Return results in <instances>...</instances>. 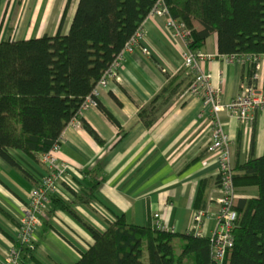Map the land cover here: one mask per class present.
<instances>
[{"label": "crops", "instance_id": "0c3cea01", "mask_svg": "<svg viewBox=\"0 0 264 264\" xmlns=\"http://www.w3.org/2000/svg\"><path fill=\"white\" fill-rule=\"evenodd\" d=\"M79 1L72 0L66 13L69 0H0V42L53 37L60 32L64 19L62 34L67 35ZM143 28L140 46L150 56L136 49L122 61L118 79H110L100 89L98 101L115 121L96 106L81 113V120L104 145H98L77 121L64 132L56 157L68 166V172L58 197L73 202L75 197L66 186L79 193L89 187L85 174L101 169L104 182L95 200L75 207L99 231L104 232L122 216L129 224L154 230V214L163 213L167 229L187 234L200 206L207 218L197 236L211 238L218 227L221 196L218 158L209 152L212 113L200 98L188 95L174 100L152 129L144 125L140 109L166 85L159 66L167 75L175 76L183 67L186 46L172 39L165 18H148ZM203 53L216 59L201 61L200 72L212 75V85L223 91L222 103H230L250 79L249 73L241 65L218 58L217 36L207 41ZM259 76L257 88L264 90V68ZM220 119L231 139L233 167L264 156V110L256 114L251 126L226 111ZM12 154L39 182L49 173L46 165L36 164L18 151ZM32 188V183L0 157V264L14 246ZM256 195L255 189L239 192L240 197ZM46 213V224L35 232L37 249L25 264H77L81 254L94 244L92 234L68 212L50 207Z\"/></svg>", "mask_w": 264, "mask_h": 264}, {"label": "trees", "instance_id": "16d2710c", "mask_svg": "<svg viewBox=\"0 0 264 264\" xmlns=\"http://www.w3.org/2000/svg\"><path fill=\"white\" fill-rule=\"evenodd\" d=\"M69 0L66 13L69 9ZM159 0H80L69 33L60 32L28 41L0 42V157L34 187L40 182L12 154L18 151L34 163L61 145L64 132L75 121L103 146L97 133L81 120L87 99L117 63L128 43L143 29ZM173 19L190 32L187 49L194 56L217 36L221 57L264 56V0H163ZM65 13V16H66ZM64 16V18H65ZM150 56V55H147ZM159 65H157L158 67ZM249 73L246 83L257 84L255 63L241 65ZM166 85L139 111L140 120L152 129L174 100L192 96L196 74L187 67L173 77L158 68ZM109 120L113 116L96 100ZM238 220L234 246L224 264H264V156L233 168ZM89 187L79 193L68 188L73 202L50 195L43 225L51 207L71 214L92 234L94 244L77 264H214L212 242L190 231L177 234L129 224L117 217L99 231L75 210L95 200L104 182L101 169L85 174ZM220 185V183H219ZM243 189H255L252 198L240 197ZM203 191V187H202ZM201 194V192H200ZM200 210V206H197ZM20 264L37 249L32 242L14 241Z\"/></svg>", "mask_w": 264, "mask_h": 264}, {"label": "built area", "instance_id": "2783aa9c", "mask_svg": "<svg viewBox=\"0 0 264 264\" xmlns=\"http://www.w3.org/2000/svg\"><path fill=\"white\" fill-rule=\"evenodd\" d=\"M149 18H165L166 27L170 32L172 39L182 41L186 48L183 52V66L187 67L191 73L196 74L195 83L191 89V95L202 100L203 106L212 113V138L213 143L209 152L217 155L219 162V183L221 196L218 200L219 212L217 214L218 227L214 235L210 238L212 242V256L214 264H224L227 252L234 246L233 232L238 220V213L234 210V202L237 198V190L234 185V172L231 155V139L225 132L220 114L224 111L237 118L241 123L247 126L254 124L255 116L258 112L264 110V90L254 85H241L238 95L228 104L222 103L223 91L219 87L212 85V75L200 72L199 63L201 61L214 60L216 56L207 55L198 52L196 56L187 49V41L190 32L186 26L173 19L169 9L163 0H159L156 7L150 13ZM144 40V28L137 32L135 37L128 43L123 51L120 60L115 63L106 77L98 84L93 93V97L87 99L82 108V112L88 108L96 106V100L100 96V89L106 87L110 79H118V69L122 61L136 49L150 55V52L140 45ZM226 63H235L243 65L245 62L255 63L257 66L256 82L259 81V72L264 68V56H233L221 57ZM81 112V113H82ZM61 150V145L57 144L49 154L41 157L42 164L46 165L49 173L40 180L39 187H34L30 191L29 199L23 208V215L19 222L18 230L14 241L23 245H29L34 242L36 230L42 226L44 210L50 203L49 196L61 195L62 182L68 172V166L60 164L56 154ZM207 218L204 211L197 210L194 215V226L192 232L196 235ZM155 229L166 232H174L167 229L163 222V213L154 214ZM175 233V232H174ZM4 264H20V254L13 246L6 257Z\"/></svg>", "mask_w": 264, "mask_h": 264}, {"label": "rangeland", "instance_id": "374dc122", "mask_svg": "<svg viewBox=\"0 0 264 264\" xmlns=\"http://www.w3.org/2000/svg\"><path fill=\"white\" fill-rule=\"evenodd\" d=\"M216 38V36L214 35V36H212L211 38H210V42H212L214 39ZM89 109V108H88ZM210 239V238H209Z\"/></svg>", "mask_w": 264, "mask_h": 264}]
</instances>
